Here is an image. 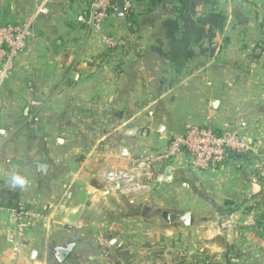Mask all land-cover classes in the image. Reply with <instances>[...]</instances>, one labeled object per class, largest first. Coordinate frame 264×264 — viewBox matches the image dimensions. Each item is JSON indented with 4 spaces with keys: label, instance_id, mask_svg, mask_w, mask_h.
Segmentation results:
<instances>
[{
    "label": "crops",
    "instance_id": "obj_1",
    "mask_svg": "<svg viewBox=\"0 0 264 264\" xmlns=\"http://www.w3.org/2000/svg\"><path fill=\"white\" fill-rule=\"evenodd\" d=\"M94 1L0 0V26L32 31L0 88V264H264V0L200 8L219 30L148 0L98 29ZM206 125L254 143L250 160L204 172L185 156L138 194L106 184Z\"/></svg>",
    "mask_w": 264,
    "mask_h": 264
},
{
    "label": "built area",
    "instance_id": "obj_2",
    "mask_svg": "<svg viewBox=\"0 0 264 264\" xmlns=\"http://www.w3.org/2000/svg\"><path fill=\"white\" fill-rule=\"evenodd\" d=\"M124 7L129 13L133 8L132 0H125ZM113 0H95L89 6L90 24L100 28L111 17ZM32 36L28 24H6L0 26V88L13 68L15 56L22 52L27 41ZM112 46L114 40L107 38ZM41 106L40 102H33ZM253 148L249 142L243 141L236 134H221L210 125L196 126L184 133L174 134L164 153L153 156H139L135 158L130 168L111 169L105 175L106 184L112 188L116 185L129 186L128 193L138 194L145 189L146 184L155 180L156 172L160 166L176 167L182 157H187V163L200 171H216L229 159L227 154H249ZM1 200V195H0ZM15 216L19 221V234L21 235L25 222L33 213L23 206L15 209Z\"/></svg>",
    "mask_w": 264,
    "mask_h": 264
},
{
    "label": "trees",
    "instance_id": "obj_3",
    "mask_svg": "<svg viewBox=\"0 0 264 264\" xmlns=\"http://www.w3.org/2000/svg\"><path fill=\"white\" fill-rule=\"evenodd\" d=\"M123 0V4H124ZM134 1V0H132ZM149 5L154 7L156 4L165 3L171 8L175 13H178L182 22L189 25L190 28H195L196 24H210L215 29H222L224 25V17L218 13H211L206 19L203 17H198V12L200 8H205L209 4H215L216 0H148ZM112 12V10H111ZM129 16H132V11H130ZM165 26L168 29V33L173 37L174 32L179 28V23L177 21H166ZM201 34L200 32H198ZM212 38V37H211ZM11 206V205H9ZM16 208L17 205H12Z\"/></svg>",
    "mask_w": 264,
    "mask_h": 264
},
{
    "label": "water",
    "instance_id": "obj_4",
    "mask_svg": "<svg viewBox=\"0 0 264 264\" xmlns=\"http://www.w3.org/2000/svg\"><path fill=\"white\" fill-rule=\"evenodd\" d=\"M113 15L118 19H126L127 18V12L123 4V0H113ZM252 146L254 147L255 144L252 143ZM234 158L238 160H250L249 155H243V154H233ZM227 157L230 158V154H227ZM174 168L172 166L163 165L160 167L159 170V176L158 181H166L169 182L172 178ZM181 221L185 226L191 225V214L187 213L184 214L181 217Z\"/></svg>",
    "mask_w": 264,
    "mask_h": 264
},
{
    "label": "clouds",
    "instance_id": "obj_5",
    "mask_svg": "<svg viewBox=\"0 0 264 264\" xmlns=\"http://www.w3.org/2000/svg\"><path fill=\"white\" fill-rule=\"evenodd\" d=\"M13 181L15 183H18V184H23L24 183V181L22 179L18 178V177H13Z\"/></svg>",
    "mask_w": 264,
    "mask_h": 264
}]
</instances>
